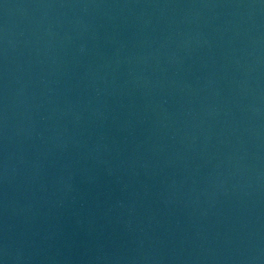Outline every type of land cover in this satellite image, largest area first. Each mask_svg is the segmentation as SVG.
<instances>
[{"label": "water", "instance_id": "water-1", "mask_svg": "<svg viewBox=\"0 0 264 264\" xmlns=\"http://www.w3.org/2000/svg\"><path fill=\"white\" fill-rule=\"evenodd\" d=\"M0 264H264V0H0Z\"/></svg>", "mask_w": 264, "mask_h": 264}]
</instances>
